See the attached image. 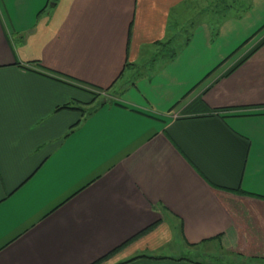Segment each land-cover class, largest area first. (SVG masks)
I'll return each mask as SVG.
<instances>
[{
	"label": "crops",
	"instance_id": "crops-1",
	"mask_svg": "<svg viewBox=\"0 0 264 264\" xmlns=\"http://www.w3.org/2000/svg\"><path fill=\"white\" fill-rule=\"evenodd\" d=\"M222 1L0 0V264H264V0Z\"/></svg>",
	"mask_w": 264,
	"mask_h": 264
},
{
	"label": "rangeland",
	"instance_id": "rangeland-1",
	"mask_svg": "<svg viewBox=\"0 0 264 264\" xmlns=\"http://www.w3.org/2000/svg\"><path fill=\"white\" fill-rule=\"evenodd\" d=\"M231 3V0H223L222 1V6H223V10H224V13L228 11L230 12H235L236 10H240L244 7V5L247 3L246 0H239V1H236L235 3H233V6L231 5H228ZM215 64V63H214ZM213 64V65H214ZM213 65H209L211 68ZM224 66V65H223ZM215 68V67H214ZM208 69V68H207ZM218 68H216L215 70H218ZM182 254H184V252H182ZM201 258V257H200ZM213 262H216V263H219V264H235L233 263V260L230 261V259L228 260H224L222 258H212ZM251 264V263H250Z\"/></svg>",
	"mask_w": 264,
	"mask_h": 264
},
{
	"label": "trees",
	"instance_id": "trees-1",
	"mask_svg": "<svg viewBox=\"0 0 264 264\" xmlns=\"http://www.w3.org/2000/svg\"><path fill=\"white\" fill-rule=\"evenodd\" d=\"M233 68V67H232ZM231 70V69H230ZM241 191V190H240ZM93 264V263H92Z\"/></svg>",
	"mask_w": 264,
	"mask_h": 264
}]
</instances>
